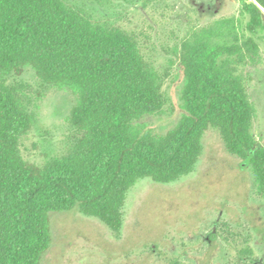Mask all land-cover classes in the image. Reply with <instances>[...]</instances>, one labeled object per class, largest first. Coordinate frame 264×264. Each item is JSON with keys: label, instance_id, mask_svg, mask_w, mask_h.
<instances>
[{"label": "trees", "instance_id": "1", "mask_svg": "<svg viewBox=\"0 0 264 264\" xmlns=\"http://www.w3.org/2000/svg\"><path fill=\"white\" fill-rule=\"evenodd\" d=\"M256 39H264V0L191 30L178 50L180 118L157 135L139 122L162 111L164 76L134 35L93 23L62 0H0V264H40L54 212L77 210L119 236L130 189L145 178L168 185L191 174L209 129L251 170L264 200V147L239 73L258 55ZM25 69L75 96L67 122L79 137L42 165L22 155L33 116L20 86L7 82Z\"/></svg>", "mask_w": 264, "mask_h": 264}, {"label": "rangeland", "instance_id": "2", "mask_svg": "<svg viewBox=\"0 0 264 264\" xmlns=\"http://www.w3.org/2000/svg\"><path fill=\"white\" fill-rule=\"evenodd\" d=\"M62 1L93 23L135 36L146 62L164 76L162 111L139 123L162 135L181 114V40L216 20L238 18L241 4L253 0ZM256 43L258 55L239 73L255 110L254 138L264 147V39ZM7 82L20 86L33 116L21 140L23 157L42 165L64 155L79 137L67 122L75 96L43 86L30 69ZM202 144L191 174L168 185L145 178L130 189L117 237L77 210L50 213L51 244L40 264H264V200L251 170L226 152L216 130L209 129ZM245 249L250 255L242 253Z\"/></svg>", "mask_w": 264, "mask_h": 264}]
</instances>
